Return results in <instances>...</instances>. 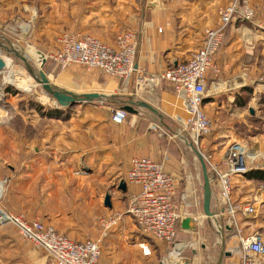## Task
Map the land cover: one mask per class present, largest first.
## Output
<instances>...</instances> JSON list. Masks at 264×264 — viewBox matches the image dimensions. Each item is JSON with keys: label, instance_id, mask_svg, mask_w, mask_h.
Returning <instances> with one entry per match:
<instances>
[{"label": "crops", "instance_id": "crops-1", "mask_svg": "<svg viewBox=\"0 0 264 264\" xmlns=\"http://www.w3.org/2000/svg\"><path fill=\"white\" fill-rule=\"evenodd\" d=\"M231 1L83 0L81 5L82 0H76L70 4L71 11L68 16L64 15L63 23L71 33L90 35L108 46H114L119 33L134 32L138 45L134 59L136 73L127 82H121L98 72L102 79L94 75L97 78L92 79L91 83L96 86L99 84L102 88L96 94L108 96L111 101L117 99L120 103L132 101L149 105L163 117L165 126L175 131L178 127L175 117L183 115L181 101L167 84L144 82L138 85L137 78L157 75L172 65L186 62L199 49L204 31L218 25L220 8ZM244 1L256 12V16L264 13V0ZM216 64L220 72L217 76H207L201 105L211 121V133L201 140V148L220 162L226 148L238 142L248 151L250 171H264V128L259 107L264 97V22L259 17L254 21H232L217 52ZM113 91L118 93L113 95L110 93ZM133 109L136 114L129 115L135 119L161 127L157 123L158 117L152 112L137 106H133ZM75 126L76 129L71 130L66 137L57 124V202H11L13 198L24 199V189H13L14 182L18 186L23 180L21 176H15L17 173H13L11 167L6 169L4 159L0 160V189L6 195V202H3L6 211L22 215L29 221H39L69 239L80 242L96 239L100 235L96 221L98 216L123 213L128 198L140 191L138 185L126 182V174L130 160L145 155L137 154L130 143L139 141L147 144L151 141L153 150L159 147L141 128L138 135H132V125L123 128L121 134L114 137L116 145L108 144L110 137L105 135L100 146L95 143L94 135L89 134L90 129L82 128L79 124ZM80 149L86 150V160L78 158ZM142 152L144 150H139V153ZM83 161L92 164L96 174L115 176L110 209L103 205L106 194L102 192L100 184L93 185L91 176L94 175H90V168L86 166V173L82 177L78 176L77 164L81 163L82 166ZM167 165H164L165 171L177 176L176 170ZM199 171L202 179L200 165ZM187 178L184 189L190 192L195 186V177L187 174ZM121 181L126 183L125 193L117 189ZM211 188V210L218 213L220 201L216 197V188L213 185ZM232 198L233 202H264V182L246 176L237 177L232 186ZM197 218L206 219L202 230L199 228L201 221H197ZM186 219L191 220L194 230L183 228ZM253 221L264 237V210ZM211 222L203 216L202 208L196 217L182 216L177 222V240L173 247L156 245L153 239H145L138 232L132 217L124 215L121 222L105 235L101 264L142 262L143 257H147L140 247L142 243L149 246L150 255L155 254V257L152 256L154 264H162L171 250L178 249L177 245L181 246L178 249L181 257L189 260V264H216L220 249L214 242L213 233L206 231V226L212 227ZM131 240L133 243L129 242ZM242 263L241 254L235 248L229 257L221 260V264ZM0 264H54V261L44 250L23 240L13 225L3 224L0 225Z\"/></svg>", "mask_w": 264, "mask_h": 264}, {"label": "rangeland", "instance_id": "rangeland-1", "mask_svg": "<svg viewBox=\"0 0 264 264\" xmlns=\"http://www.w3.org/2000/svg\"><path fill=\"white\" fill-rule=\"evenodd\" d=\"M74 2L76 0H0V58L5 61V68L0 71V160L4 159L6 169L11 167L13 173H17L15 176H21L23 180L18 186L14 182L13 189L16 190L17 187L24 189V199L13 198L11 202H57V128L59 126L66 137L69 136L71 130L76 129L77 124L82 128L90 129L89 134L94 135L95 143L100 146L105 135L110 137L108 144L116 145L114 137L121 134L123 128L132 125L134 130L131 132L132 135H138V130L141 128L159 148L153 150L151 141L147 144L135 141L133 144L130 143V146L138 152L137 154H144L145 157L163 162L164 165L168 164L167 167L176 170L174 172L177 176L172 175V177L177 185L175 198L178 199L176 202L178 213L181 218L190 215L196 217L202 208V179L199 163L180 137L167 133L160 126L159 128L154 127L153 123L137 120L129 114L124 116L122 122H113L114 111L119 109L121 103L117 99L113 102L109 97L108 101L77 102L61 109L58 103L56 104L52 97L45 94V90L35 82L25 63L18 57V55L22 56L26 60L37 78L39 72H43L54 89L65 90L77 95L99 93L102 88L99 84L98 86L92 84L91 80L96 79L97 75L102 79L104 74L100 72L101 75L95 69L87 70L80 66H72L63 70L58 68L51 59V55L57 48L58 37L63 33H71L63 22L64 15L68 16L71 11L70 4ZM245 4L249 6L246 2ZM81 5H83V0ZM31 52H34L36 57H32ZM10 74L15 76L12 80L16 79L17 82L24 84L18 85L16 81L9 79ZM253 91L255 93L254 89ZM110 93L114 95L118 92ZM259 107L262 113L261 121L264 123V97ZM57 120L60 122L57 123ZM178 126L181 128L179 124ZM180 136L192 144L186 132L182 131ZM235 143L238 142L231 143V145ZM139 150H144V152L139 153ZM200 150L203 149L200 148ZM85 151V149L78 150V154L82 153L78 158L83 157L86 160ZM80 165L77 164L79 177L86 173L84 170L88 167L90 175H94L91 176L93 185L100 184L102 192L113 194L112 183L116 182L114 175L103 177L104 174H96L93 165H88L86 161L82 162V166ZM187 174L196 178H194L195 186L189 192L191 194L189 200L197 202V206L189 209L182 205L181 199L179 200L188 190L184 189L185 182H188ZM5 196L3 192L0 198L3 206V202H6ZM244 203L251 205L254 202ZM262 204L264 205V202H257L258 216L261 210H264ZM106 216L110 215L98 216L96 221L100 235L92 239L100 241L101 253L105 235L116 227L103 233L100 220ZM240 218L236 225L230 223L231 226H225L227 223L225 218L218 220V217L214 216L209 219L213 225L210 228L206 226V231L213 233L214 242L219 249L223 239L225 251L232 254L235 248L239 252L238 237L240 235L260 233L258 226L253 223L254 219ZM198 220L201 221L199 228L202 230L206 219L197 218ZM218 225L221 228L217 230ZM226 228H230V231H226ZM129 242L133 243L132 240ZM156 245L160 243L157 242ZM137 249L139 250L138 247ZM149 255L143 257L142 262L138 264H154L155 254ZM167 261L170 262L168 256L162 260V264H166Z\"/></svg>", "mask_w": 264, "mask_h": 264}, {"label": "built area", "instance_id": "built-area-1", "mask_svg": "<svg viewBox=\"0 0 264 264\" xmlns=\"http://www.w3.org/2000/svg\"><path fill=\"white\" fill-rule=\"evenodd\" d=\"M259 17L264 22V13L256 12L242 0H233L219 10V24L216 28L204 31L199 49L183 63L172 65L157 75L138 77V85L144 82L165 83L181 101L182 116H176L181 130L188 134V139L203 157L211 185L216 188V197L220 211L218 220H225V226L237 224L238 218L253 220L257 217V202L253 204L233 202L232 186L234 179L246 176L251 168L248 164V151L241 144L230 145L220 162L211 153L201 151V140L211 133V121L203 112L201 105L207 87V76H217L220 72L216 64V55L222 44L228 26L235 19L254 21ZM137 37L132 31L119 33L114 46H108L90 35L82 33H63L57 39V48L51 55L54 64L60 69L80 66L87 70L95 69L102 74L127 82L135 73V55ZM127 113L121 109L114 111L112 120L123 121ZM154 127H158L154 125ZM264 128V123L262 124ZM159 128V127H158ZM163 129V128H162ZM164 130V129H163ZM126 182L138 185L140 191L127 200L124 213L110 214L101 218L103 233L117 226L124 215L132 217L138 232L155 242L174 245L177 236V222L180 219L175 198L176 181L164 169L163 162L149 157H133L126 174ZM180 197L186 209L197 206L190 202L188 195ZM2 189H0V198ZM240 218V219H241ZM13 225L21 238L38 246L48 254L54 264H101L99 240L73 241L36 220H26L22 215L6 211L0 200V225ZM231 226V225H229ZM220 229L221 226H216ZM242 264H264V237L254 232L238 237ZM144 255L150 254L146 243L140 244ZM181 256L179 250H171L168 256Z\"/></svg>", "mask_w": 264, "mask_h": 264}, {"label": "water", "instance_id": "water-1", "mask_svg": "<svg viewBox=\"0 0 264 264\" xmlns=\"http://www.w3.org/2000/svg\"><path fill=\"white\" fill-rule=\"evenodd\" d=\"M18 57L25 63V66H26L29 74H31L33 76V78H35L36 82L40 83L42 85L43 89L46 91V93L50 94L54 99H56L57 103L62 107H66L69 105L72 106L73 104H75L77 102H79V103L80 102H86V101L90 102L92 100H97V101L106 100V101H108V99H109L108 96L100 95V94H96V93L84 94L82 96L83 99H81L78 97L77 94H73L71 92H66L64 90L54 89L51 86V84L46 80L45 74L43 72H39V74H38L39 79H37L35 74L32 72V70L28 66L26 60L22 56L18 55ZM4 68H5V61H3L0 58V71H2ZM121 104L123 105L121 110H123L127 114H136V111L133 109V106L144 108V109H147L148 111L152 112L153 114H155L158 117L159 122H157V123L160 124L161 127L165 131L169 132L172 135H176V136L180 137V139L183 142H185V144L191 149L195 158L198 160L200 168H201V175H202V214L204 217H206L208 219H212L216 215V213L211 210V203H212L211 200L213 197V191L211 188V180H210L209 174L207 172L206 164L203 160V157L201 156L199 151L196 149V147L193 144H191L190 142H188L186 139H184L182 136H180V134L182 132L181 128L178 126L177 130H176L177 132L169 129L167 126H165V124L163 122V117H161L149 105H147L143 102H132L131 101V102H123ZM117 189L119 191L125 193L126 192L125 181H121L120 184L118 185ZM103 205H104V207H106L108 209L111 208V197L109 194L105 195ZM183 228L186 230H194V227L191 225L190 219L185 220V222L183 223ZM216 229L218 230V228H216ZM226 231H230V228H226ZM217 233H218V231H217ZM219 234H221V233H219ZM229 256H230V253L225 251L224 241L222 239L221 248H220V258L218 259L216 264H221L222 258L223 257H229ZM176 261H177L176 264H189V260L184 259L181 256H179Z\"/></svg>", "mask_w": 264, "mask_h": 264}, {"label": "bare ground", "instance_id": "bare-ground-1", "mask_svg": "<svg viewBox=\"0 0 264 264\" xmlns=\"http://www.w3.org/2000/svg\"><path fill=\"white\" fill-rule=\"evenodd\" d=\"M30 55L32 56V57H36V55H35V53L34 52H31L30 53ZM28 57V56H27ZM15 76L14 75H12V74H10L9 75V79H13ZM37 78V77H36ZM45 78H46V80L48 81V79H47V77L45 76ZM37 79H39V77L37 78ZM34 80H35V78H34ZM12 81H16V79H14V80H12ZM17 82V81H16ZM35 82H36V80H35ZM49 82V81H48ZM37 84H39L41 87H42V85L40 84V83H38V82H36ZM17 84L18 85H20L21 84V82H17ZM24 83H22L21 85H23ZM28 85V84H27ZM43 88V87H42ZM65 91V90H64ZM67 92V91H66ZM45 94H47V95H49L50 97H52L50 94H48V93H46V91H45ZM84 94H82V95H78V97L79 98H81V99H83L82 98V96H83ZM52 99L54 100V102L57 104V100L56 99H54L53 97H52ZM93 101H96V100H92V101H90V102H93ZM89 101H86L85 103H90ZM58 106L60 107V108H64V107H62V106H60L59 104H58ZM189 196H190V194L188 193V195L185 197V199H188L189 198ZM176 248H178V249H180L181 248V246L180 245H177L176 246ZM177 249V250H178ZM177 253L175 254V255H171V256H169V259H170V262L169 261H167V263L166 264H176V260H177Z\"/></svg>", "mask_w": 264, "mask_h": 264}, {"label": "trees", "instance_id": "trees-1", "mask_svg": "<svg viewBox=\"0 0 264 264\" xmlns=\"http://www.w3.org/2000/svg\"><path fill=\"white\" fill-rule=\"evenodd\" d=\"M247 178L249 179H254V180H257V181H261V182H264V171H253V172H249L247 175H246Z\"/></svg>", "mask_w": 264, "mask_h": 264}]
</instances>
